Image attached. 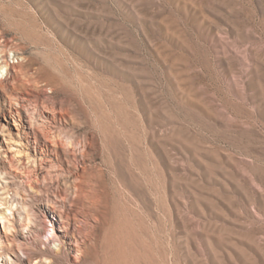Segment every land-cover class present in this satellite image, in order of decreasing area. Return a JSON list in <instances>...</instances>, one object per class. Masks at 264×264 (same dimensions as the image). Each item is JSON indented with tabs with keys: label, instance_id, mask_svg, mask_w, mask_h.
<instances>
[{
	"label": "rangeland",
	"instance_id": "374dc122",
	"mask_svg": "<svg viewBox=\"0 0 264 264\" xmlns=\"http://www.w3.org/2000/svg\"><path fill=\"white\" fill-rule=\"evenodd\" d=\"M6 63L0 125L54 146L0 131V263L264 264V0H0Z\"/></svg>",
	"mask_w": 264,
	"mask_h": 264
},
{
	"label": "bare ground",
	"instance_id": "6f19581e",
	"mask_svg": "<svg viewBox=\"0 0 264 264\" xmlns=\"http://www.w3.org/2000/svg\"><path fill=\"white\" fill-rule=\"evenodd\" d=\"M2 59H3V57H2ZM3 67L6 68V75H5L4 79L0 80V83L6 82L9 78V76L11 75V72L18 68V65H16V64L9 65L8 63H6L1 68H3ZM17 115H18L19 119H22V114L20 113V111H17ZM23 117L29 123L31 128H33L35 126V123L32 121V119L30 118V114H28L27 111H25V115H23ZM13 118H14V116H13ZM13 126L15 127V130H16L15 133L12 132V128L10 129V127L5 126L3 124L0 125V131L4 134V137H6L5 141L7 143L6 144L7 150L15 153L16 156L20 157L22 162L31 164L33 166V168H35V169L36 168H39V169L43 168V164L46 161H48L45 157L46 156L45 152H48L49 147L54 146V144L51 143L50 141H48V143H45L42 147L41 146L37 147L36 144L38 141V137L36 134H34V143L33 144L35 146H34L33 153H32L28 149L29 143L27 142V140L23 139V134L20 131V124L17 123L15 118L13 120ZM24 141H26V142H24ZM0 148H1V146H0ZM38 149H40V150H38ZM2 178H5V177H2ZM10 187L11 186L8 183L0 185V207L2 205H7L5 209H0V221L2 222V224L6 230H11L14 228V221H12L11 218H13V215L15 213L13 210L15 208L13 209L12 207H13V205H18V203H19L17 201V199L13 196H11L9 199H4L2 197L3 194H7V195L10 194V191H11ZM30 188L35 190V188L32 185H30ZM1 192H3V194ZM50 203H51L50 206L56 209L55 204L51 201H50ZM25 210L27 211V209H25ZM7 211H9V213H7ZM27 215L28 216L26 219H27L28 223H30V222L32 223V218H30L31 216L29 215V213ZM62 221H64L63 217H62ZM70 226H71L70 224L64 226V229L66 232H69L71 230ZM25 229H28V228L26 227ZM72 230L73 231H72L71 237L75 240L76 246L79 247L78 245H80V242H79L78 236L76 234V224L72 227ZM52 233H54V232H52ZM39 236H40V234L36 231L35 232V241H39ZM25 238L29 239L28 236ZM61 239H62V236H61ZM53 243H55V241H53ZM61 243L64 244L65 241L61 240ZM19 246H21V245L19 244ZM22 252L25 254L24 251H22ZM1 253L2 252L0 250V254ZM29 258L30 257L28 256V259ZM47 260H48V258H46L45 260H41L38 264H46L45 261H47ZM2 262L3 263H0V264H19V262H16L15 260L10 259L9 257L5 258ZM29 263H31L30 259H29ZM53 263L54 262L52 260L49 261V264H53Z\"/></svg>",
	"mask_w": 264,
	"mask_h": 264
}]
</instances>
